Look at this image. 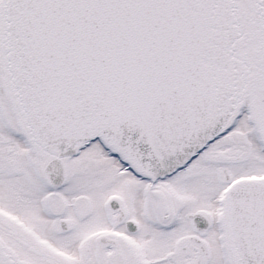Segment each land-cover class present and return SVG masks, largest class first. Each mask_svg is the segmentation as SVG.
<instances>
[{
  "label": "snow or ice",
  "instance_id": "obj_1",
  "mask_svg": "<svg viewBox=\"0 0 264 264\" xmlns=\"http://www.w3.org/2000/svg\"><path fill=\"white\" fill-rule=\"evenodd\" d=\"M0 264H264V0H0Z\"/></svg>",
  "mask_w": 264,
  "mask_h": 264
}]
</instances>
